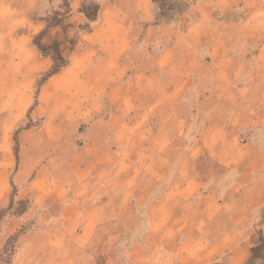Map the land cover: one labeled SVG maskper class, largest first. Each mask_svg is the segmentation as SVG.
<instances>
[{"label": "rangeland", "instance_id": "374dc122", "mask_svg": "<svg viewBox=\"0 0 264 264\" xmlns=\"http://www.w3.org/2000/svg\"><path fill=\"white\" fill-rule=\"evenodd\" d=\"M29 1L0 0V264H264V195L245 227L212 219L262 162L237 116L262 108L264 0ZM97 172L124 185L90 221Z\"/></svg>", "mask_w": 264, "mask_h": 264}, {"label": "crops", "instance_id": "0c3cea01", "mask_svg": "<svg viewBox=\"0 0 264 264\" xmlns=\"http://www.w3.org/2000/svg\"><path fill=\"white\" fill-rule=\"evenodd\" d=\"M25 1L27 3L30 2L29 0H25ZM141 1H144V0H141ZM27 3H23V4H26V6L24 8L23 7L22 8L28 12L30 10V6L31 7L33 6V3L30 5H27ZM0 6H1V4H0ZM71 8H72V10L70 11V15L77 13L75 10L74 4H71ZM135 11H136V13L141 12V14L143 13L144 15L145 14L147 15V10L145 9V7H143V8L138 7ZM263 14H264L263 11L259 13V15H263ZM213 15L214 14H212L211 17L213 20V24H215L217 22V19H220V18H219V15H217V14H216V16H213ZM80 18L85 19L84 16H82ZM103 18H104L103 14L100 13V15L98 17L97 24H102ZM260 23H261V25L264 24V17L261 18ZM229 24H234V23L229 21ZM256 88H258L257 90H259V89L262 90L261 95L264 97V81L262 83H258V84L254 83L252 86H251V84L250 85L247 84L246 86H244L243 90H247V91L253 93V90ZM215 102H217L216 107H219V105H221V103H222L220 101V99L218 101H215ZM256 107H262L261 110L259 111V113L255 112L254 115L256 116V119H253L252 115H248L250 113V111H247L248 114L245 113L243 115L240 114L239 116H237L238 121L239 120H241V121L245 120V121H243L244 126H250V125L264 126V98H262V102L259 103L258 106H256ZM217 112H218V115L216 117H218L221 114L219 109L215 108L213 111L214 117L217 114ZM213 120H214L213 126H214V128H216L217 127L216 119L214 118ZM259 128L260 127H256L255 129L261 131L262 128L261 129H259ZM162 136H171V135L167 134V132L165 131V133H160L158 135V137H162ZM244 147H246L247 150L250 151V153H249L250 157L251 156L257 157L256 159H261L262 162L256 161V162H248L247 163V168H245V171H243V174L239 173L240 176L236 177V181H238V182L237 183L235 182V184L233 186H231L225 192V194H222L223 197H222V195L220 196V198L218 199L219 207L217 209V212L213 213V215H212L213 220L219 218L218 219L219 221L216 223H220L222 218H224L223 221H225V223L227 222V220H225V219H228V221H232V224H234V226L236 228L242 227L241 225L243 223H244L243 224L244 227H245V225H247V221L250 218V213L252 210L251 208L258 206L262 202V198L264 195V188H263L264 187V145L259 144L254 139V135H251L250 138L248 139V142L246 143V145ZM90 165L91 164H88V166H90ZM222 165L228 166V167L231 166L230 164H222ZM88 166H86V168H88ZM91 167H92V165H91ZM102 167H103V165L100 166L101 171H103ZM239 169H240V165H239ZM91 172H93L92 169H91ZM96 175H97V177L94 176L90 181H88V183H89L88 186H90V187L88 189L87 196L82 198V197H79V195H76L75 199L73 200V204H72V208H73L74 212H76V214L80 213V215H81L83 212H85V215L88 214L87 216H88V219H90V221H92V219L99 218V217H101L103 219H107L110 215L112 216V212H115V210L111 206V203L114 202V200L116 198H117V203L120 202V197L118 196V193L120 192V189L124 185V183L121 180H119L118 178L112 184V182L109 183L108 178L104 179L101 177L103 175L102 173L99 175L97 172ZM244 186H252V192H251V194H248V198H247L250 201H246V199H242L241 197H238L240 189ZM258 186H260V187H258ZM123 191H124V189H123ZM172 193H173V189L170 188L168 190L166 187V191H165L164 195L155 198L156 203H158V205H160V206L166 205L168 202H170L169 201L170 195ZM145 195H147V194H145ZM120 196H122V195H120ZM143 197H144V193H139L136 197L137 202L141 203ZM237 199H240L241 201L243 200L242 204L237 205L236 204ZM240 200H239V202L241 203ZM122 202H123V200H122ZM246 204H247V206H246ZM155 205H157V204H155ZM116 209H117L116 212H117L118 217L122 216L123 213L126 212L125 210H123L121 208V206H119ZM217 226L222 227V225H217ZM242 230H245V229H242ZM224 235H227V234H224Z\"/></svg>", "mask_w": 264, "mask_h": 264}, {"label": "trees", "instance_id": "16d2710c", "mask_svg": "<svg viewBox=\"0 0 264 264\" xmlns=\"http://www.w3.org/2000/svg\"><path fill=\"white\" fill-rule=\"evenodd\" d=\"M58 70H59L58 68H57V69H52V70L49 72L48 77H50V76L56 74V73L58 72Z\"/></svg>", "mask_w": 264, "mask_h": 264}]
</instances>
